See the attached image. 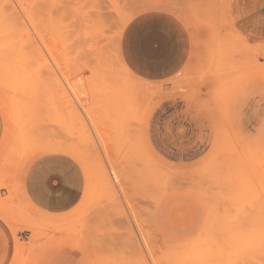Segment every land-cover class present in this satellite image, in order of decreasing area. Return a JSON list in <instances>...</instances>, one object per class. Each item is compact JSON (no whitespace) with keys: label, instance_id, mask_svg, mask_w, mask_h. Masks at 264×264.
<instances>
[{"label":"rangeland","instance_id":"374dc122","mask_svg":"<svg viewBox=\"0 0 264 264\" xmlns=\"http://www.w3.org/2000/svg\"><path fill=\"white\" fill-rule=\"evenodd\" d=\"M131 1L0 0L6 264H264V44L237 34L227 10L210 11L199 20L208 33L201 72L147 82L125 73L120 56L138 12ZM176 95L213 117L192 162L164 159L145 131ZM48 153L81 167L80 199L62 214L25 194Z\"/></svg>","mask_w":264,"mask_h":264},{"label":"crops","instance_id":"0c3cea01","mask_svg":"<svg viewBox=\"0 0 264 264\" xmlns=\"http://www.w3.org/2000/svg\"><path fill=\"white\" fill-rule=\"evenodd\" d=\"M131 4L138 12L122 30L120 56L132 74L147 82L162 83L201 72L207 60L202 42L208 40V33L199 20H208L210 11L220 16V10H227L237 34L249 43L264 44V0H134ZM149 37L163 42L166 53L163 57L148 59L141 54V45ZM244 106L238 110L242 121ZM146 122L151 147L171 162H192L199 158L214 132L209 111L197 99L185 95L161 101L151 112L147 125ZM37 159L41 160L33 165L25 183L27 199L47 214L69 211L81 196L80 165L55 153ZM9 235V230L0 224V264L7 263Z\"/></svg>","mask_w":264,"mask_h":264},{"label":"snow or ice","instance_id":"6c2138e0","mask_svg":"<svg viewBox=\"0 0 264 264\" xmlns=\"http://www.w3.org/2000/svg\"><path fill=\"white\" fill-rule=\"evenodd\" d=\"M153 44L157 46L153 48ZM141 54L148 59L163 57L166 54L165 45L161 40H154L152 37H149L141 46Z\"/></svg>","mask_w":264,"mask_h":264},{"label":"bare ground","instance_id":"6f19581e","mask_svg":"<svg viewBox=\"0 0 264 264\" xmlns=\"http://www.w3.org/2000/svg\"><path fill=\"white\" fill-rule=\"evenodd\" d=\"M131 39V38H130ZM135 39V38H134ZM140 41V40H139ZM131 44V43H130ZM136 44V43H135ZM138 46V45H137ZM136 46V47H137ZM142 46V45H141ZM139 49V48H138ZM132 50V49H131ZM133 52V51H132ZM138 54V53H137ZM141 58V57H140ZM122 64V63H121ZM120 64V65H121ZM125 65H123V68L125 69V73H128V74H130L129 72H131V71H128L127 69H126V67H124ZM121 67V66H120ZM132 73V72H131ZM133 75V74H132ZM3 102H2V99L0 98V107H2V104ZM3 106H5V105H3ZM2 112H3V110H2ZM5 117V116H4ZM5 131V130H4ZM55 168V167H54ZM42 169V168H41ZM60 170V169H59ZM38 171V170H37ZM69 171V170H68ZM58 172V171H57ZM39 174V173H38ZM34 175V174H33ZM111 175H113L114 176V174L113 173H111ZM39 176V175H38ZM112 177V176H111ZM53 178V177H52ZM114 178H116L115 176L113 177V179ZM38 179V178H37ZM115 180V179H114ZM68 183V182H67ZM71 184V183H70ZM33 185V184H32ZM61 187V186H60ZM64 191V190H63ZM49 197V196H48ZM53 198V197H52ZM54 201V200H53ZM53 203V202H52ZM55 204V203H54ZM18 239V238H17Z\"/></svg>","mask_w":264,"mask_h":264}]
</instances>
